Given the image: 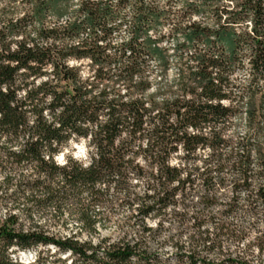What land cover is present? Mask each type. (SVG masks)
Returning a JSON list of instances; mask_svg holds the SVG:
<instances>
[{
    "label": "trees",
    "instance_id": "trees-1",
    "mask_svg": "<svg viewBox=\"0 0 264 264\" xmlns=\"http://www.w3.org/2000/svg\"><path fill=\"white\" fill-rule=\"evenodd\" d=\"M0 264H264V0H0Z\"/></svg>",
    "mask_w": 264,
    "mask_h": 264
},
{
    "label": "rangeland",
    "instance_id": "rangeland-1",
    "mask_svg": "<svg viewBox=\"0 0 264 264\" xmlns=\"http://www.w3.org/2000/svg\"><path fill=\"white\" fill-rule=\"evenodd\" d=\"M180 8L179 5L175 6V9L178 10ZM126 13V12H125ZM165 30H167V26L164 27ZM129 36V28L127 27L126 24H123L121 28L116 31L113 34V42L114 43H121L122 41H125L128 39ZM82 69L84 74H87L88 67L87 63L83 62L82 63ZM150 70L153 72L152 77L154 78L152 83H153V88L159 87L161 89L166 88L167 85H169L175 78L177 77L178 73V64L176 62L173 63V65L169 68L167 73H162L160 69L157 67V65L154 62L150 63ZM248 76V73L246 70H241L235 73V78L240 81L244 82ZM160 97V96H159ZM235 127H234V136H239L242 137L247 133V128L245 125V120L243 116H239L237 119L234 121ZM71 156L74 159L86 161V146L83 141H72L69 146H67L62 153H60L58 156H56L55 160L59 165H62L66 162V157ZM127 215V210L122 209L114 213L113 215V221H111L105 228V230H102V235L107 236V235H113L112 238H114L117 233H118V228H116V220L123 219ZM51 217V214L49 215H44L42 216V220L45 218ZM68 220V225L67 228H65V231L61 230L64 233L71 232V230L77 229V221L75 218H72L70 216H64ZM151 225H154L151 222ZM59 229H57L58 231ZM33 258V253L32 252H27L25 254L24 259L25 260H30Z\"/></svg>",
    "mask_w": 264,
    "mask_h": 264
},
{
    "label": "water",
    "instance_id": "water-1",
    "mask_svg": "<svg viewBox=\"0 0 264 264\" xmlns=\"http://www.w3.org/2000/svg\"><path fill=\"white\" fill-rule=\"evenodd\" d=\"M25 257V256H24Z\"/></svg>",
    "mask_w": 264,
    "mask_h": 264
}]
</instances>
